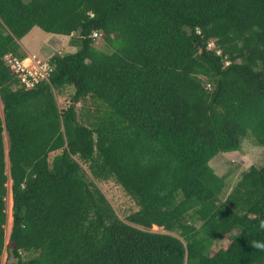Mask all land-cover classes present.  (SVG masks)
<instances>
[{
  "label": "trees",
  "instance_id": "16d2710c",
  "mask_svg": "<svg viewBox=\"0 0 264 264\" xmlns=\"http://www.w3.org/2000/svg\"><path fill=\"white\" fill-rule=\"evenodd\" d=\"M34 27L77 49L27 88L6 56ZM0 107L4 264H264V165L228 192L210 165L264 148V0H0ZM109 180L136 211L118 214Z\"/></svg>",
  "mask_w": 264,
  "mask_h": 264
},
{
  "label": "rangeland",
  "instance_id": "374dc122",
  "mask_svg": "<svg viewBox=\"0 0 264 264\" xmlns=\"http://www.w3.org/2000/svg\"><path fill=\"white\" fill-rule=\"evenodd\" d=\"M69 39V36H54V34H48L40 30L39 28L34 27L20 41L21 53H24L26 57L27 54L30 55V59L32 55H35L34 61L28 59L25 61V64L28 67H32V69H34V66L36 65L37 61H40L41 64H45L47 63L48 59L55 53L65 54L75 52L77 48L76 46L70 43ZM95 46H97L101 50H107V48H105L104 46V42L101 40L100 37L96 38ZM209 46L210 48H214L212 43ZM73 92L74 88L68 86L61 89V92L57 93L56 97L60 107H65L70 103ZM96 104L97 103L92 99H86L81 103H77L75 105L78 114V120L81 123L88 125L90 121L94 120L93 114H96L97 112ZM5 144L7 149L6 136ZM210 165L218 176H223L224 174H227L226 179L230 181L229 189H227L228 192L231 188L230 186L235 185L236 182L240 179L242 173L247 171L250 166L261 167L262 165H264V148L254 144L252 139H247L242 145L241 152L227 155H218L215 159L210 161ZM98 185L121 217H125V215H128L138 209L134 201L113 180L98 183ZM5 200L7 213L5 230L6 235L8 236L12 225V198L10 191H8ZM196 226L198 227L199 224L196 223ZM152 231H161V229L154 226L152 228ZM226 242V239L222 240L220 243L216 244L215 249L222 247ZM7 255V252L4 251L0 258L1 264L5 263ZM26 256L30 257L31 254H27L24 257Z\"/></svg>",
  "mask_w": 264,
  "mask_h": 264
},
{
  "label": "built area",
  "instance_id": "2783aa9c",
  "mask_svg": "<svg viewBox=\"0 0 264 264\" xmlns=\"http://www.w3.org/2000/svg\"><path fill=\"white\" fill-rule=\"evenodd\" d=\"M93 36L96 37L97 33H94ZM34 58L35 57L32 56L31 59H28L34 61ZM28 59L19 60L12 57L11 54L6 56V61L10 65L11 70L20 79L21 83H23L27 88H30L40 80L47 78L50 66L48 65V62L41 64L40 61H37L34 69H32V67H28L25 64V61Z\"/></svg>",
  "mask_w": 264,
  "mask_h": 264
},
{
  "label": "clouds",
  "instance_id": "9594fccd",
  "mask_svg": "<svg viewBox=\"0 0 264 264\" xmlns=\"http://www.w3.org/2000/svg\"><path fill=\"white\" fill-rule=\"evenodd\" d=\"M30 56L29 55H27V57H25L24 59H22V60H25V59H28ZM32 57V56H31ZM262 227H264V224H262ZM256 243V246L257 247H262V248H264V244H261V243H259V242H255Z\"/></svg>",
  "mask_w": 264,
  "mask_h": 264
},
{
  "label": "crops",
  "instance_id": "0c3cea01",
  "mask_svg": "<svg viewBox=\"0 0 264 264\" xmlns=\"http://www.w3.org/2000/svg\"><path fill=\"white\" fill-rule=\"evenodd\" d=\"M55 36V35H54ZM28 55V54H27ZM30 56V55H29ZM32 56H35V55H32Z\"/></svg>",
  "mask_w": 264,
  "mask_h": 264
}]
</instances>
